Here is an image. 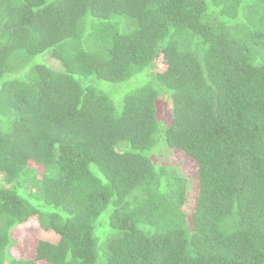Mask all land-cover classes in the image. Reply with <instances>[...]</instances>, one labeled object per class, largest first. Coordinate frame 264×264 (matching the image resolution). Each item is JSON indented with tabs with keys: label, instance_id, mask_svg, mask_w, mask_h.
<instances>
[{
	"label": "trees",
	"instance_id": "obj_1",
	"mask_svg": "<svg viewBox=\"0 0 264 264\" xmlns=\"http://www.w3.org/2000/svg\"><path fill=\"white\" fill-rule=\"evenodd\" d=\"M2 174L0 264H264V0H0Z\"/></svg>",
	"mask_w": 264,
	"mask_h": 264
},
{
	"label": "rangeland",
	"instance_id": "obj_2",
	"mask_svg": "<svg viewBox=\"0 0 264 264\" xmlns=\"http://www.w3.org/2000/svg\"><path fill=\"white\" fill-rule=\"evenodd\" d=\"M43 61L48 63L51 67L55 69H59L61 67V64L52 58H50L48 55H45L43 57ZM170 160L177 166L181 168V170L192 180L195 179V166L194 164L187 158L186 154L179 151L174 150ZM3 177V174L0 176ZM197 192V186L196 184L193 185V195H195ZM23 233H25V229H22Z\"/></svg>",
	"mask_w": 264,
	"mask_h": 264
}]
</instances>
